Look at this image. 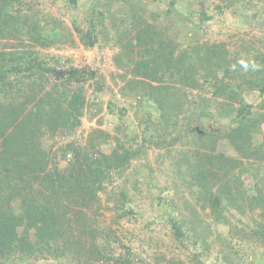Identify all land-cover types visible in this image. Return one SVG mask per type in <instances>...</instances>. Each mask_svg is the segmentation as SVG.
<instances>
[{
	"label": "trees",
	"instance_id": "trees-1",
	"mask_svg": "<svg viewBox=\"0 0 264 264\" xmlns=\"http://www.w3.org/2000/svg\"><path fill=\"white\" fill-rule=\"evenodd\" d=\"M160 1L152 0L154 3ZM166 1L176 11L175 0ZM220 1L224 5L215 6L214 12L218 14L225 8L236 6L238 12L249 6L245 0ZM111 2L94 0L91 5L94 16L101 19L111 16ZM22 7L21 0H0V28L17 36L24 35L31 42L30 47L35 45L46 49L60 41L62 34L58 28L61 23L53 20L51 32L44 34V25L50 18L40 22L31 15L34 8L29 7L25 11ZM171 13L170 8L164 9L163 18ZM198 15L203 24L213 17L208 13ZM135 17L131 14L132 19ZM141 17H136L132 28H136V32L132 33L131 29L125 31L130 36L118 37L114 43L122 49L125 57L126 62L120 67L126 71L130 68L128 72L140 79L132 77L126 82L130 87L128 92L139 98L138 103L141 100L152 101L159 118L153 121L151 116L145 117L139 123L143 125L139 135H129L124 129L125 142L113 138L116 144L109 154L102 152V146H109L107 140L110 136L101 130H94V135H88L84 146L76 141L64 143L58 151L59 157L43 144L47 138L67 137L78 126L85 105L83 85L95 78L93 71L87 74L74 68L57 70L39 58L41 54L38 51L30 49L0 51V264H40L41 260L55 263L65 256L74 258L75 264H160L161 260L165 264H183L174 254L168 261L157 252L158 257L152 262L147 250L143 249L142 253L148 257L139 255L129 244L121 243L115 230L110 227L101 229L95 220L100 214L99 194L106 192L107 185L118 180L114 206L120 210L114 207L116 215L113 223L118 226L122 218L134 217V211L129 208L121 213L118 211L130 203L132 194L130 198L129 192L134 194L144 189L137 181H134L132 189L129 188L134 170L131 163L140 159L150 147L164 149L169 159L176 155L177 160L171 163V175L190 191L196 203L202 202V210H210L214 223L222 222V214L236 201L240 205L238 211L243 207L251 212L260 209L261 221L250 229V233L264 245V182H260L261 179L252 174L249 167L253 162L251 159L264 161V154L260 156L264 140L255 144L252 137V134L259 133L264 139L261 128L264 124V45L263 52L254 47L248 50L254 43L239 37L238 50L230 56L224 43L210 44L197 40L184 45L176 41L177 32L171 33L170 24L163 23L161 29H156L154 24ZM200 27L198 24L197 28ZM108 28L113 34V29ZM90 30L74 25L80 41L92 47L100 36L85 35ZM101 32L103 34L104 30ZM86 39L89 41L86 42ZM124 40L126 43H123ZM240 59L254 60L259 69L245 72L238 64ZM233 65H236L235 70ZM51 80L54 81L53 91H46L44 97L38 100L37 94ZM233 81L236 82L234 85ZM173 85L182 87L174 88ZM101 89L102 83L96 80L94 93ZM186 90L205 95L197 94L196 99L191 100ZM248 92H256L260 99L256 104L258 113L255 111L251 116V106L240 105ZM234 103L239 106L234 107ZM214 109L217 112L215 116H218L215 120L221 116L231 118L227 129L232 130L225 137L217 139L213 134L194 130L191 123L177 126L176 116L188 115L187 119L196 120L200 116L212 118L211 110ZM232 120L236 123L233 128L230 126ZM191 128L198 134L195 138L201 144H196V140L185 144L203 145L209 148V152L171 150V146L182 141ZM116 130L119 131V126ZM168 135H175L170 144L166 140ZM224 138L245 162L235 159L234 154L227 157L225 152H214L212 140ZM68 155L70 158L67 160ZM62 163L65 166L61 168ZM242 173L249 174L252 191L238 184L239 179L243 181ZM105 198L110 201L112 197L107 194ZM16 200L19 201V212L10 208ZM157 200L161 202L164 198L158 196ZM166 205L172 211H179L173 199ZM169 208L166 216L169 238L173 237L179 245H184L183 241L187 238L184 232L193 231L192 245H197L200 239L204 254H207L209 229L203 226L204 221L196 209L191 207L189 210L192 222L187 225L186 219L178 220L176 212L170 213ZM193 226H198L200 232ZM226 258L227 255L222 253V260ZM193 259L190 264H201Z\"/></svg>",
	"mask_w": 264,
	"mask_h": 264
},
{
	"label": "rangeland",
	"instance_id": "rangeland-1",
	"mask_svg": "<svg viewBox=\"0 0 264 264\" xmlns=\"http://www.w3.org/2000/svg\"><path fill=\"white\" fill-rule=\"evenodd\" d=\"M21 1L23 2V10L27 11L29 7L34 8V12L31 15L35 16V20L43 22L50 18L44 25V34L51 32L53 20L61 23L58 32L62 34V38L46 49H41L35 45L30 47L29 44L31 42L24 35L17 36L11 34L8 30L1 27L0 51L4 50L8 52L16 49H30L38 51L41 54L39 58L45 60L50 67H54L57 70L74 68L83 70L87 74H90L91 71L95 73V78L88 80L83 85L85 90V105L82 111L83 115L79 118L78 126L67 137H53L44 140L43 144L45 147L54 153L56 152L58 157L61 145L76 141L78 144L84 146L88 141V135H94V130H101L109 134L110 138L107 140L109 146H102V152L109 154L111 148L116 144L113 138H118L125 142L123 137L124 129H126L129 135H133L134 133L135 135H139L143 128V125H139V123L145 120V117L151 116V120H158L159 116L157 111H155L152 101L145 102L141 100L138 103L137 100L139 98H135L128 92V88L130 87L126 85V82L133 78L139 81L140 79L128 72L130 68L128 71L121 68L123 67V62H126L125 57L123 56L122 49L118 48L114 43L117 42L118 37L128 38L130 36L125 31H129L130 29L132 33L137 31L136 28L135 30L132 29L136 24V17L143 16L141 18L148 23L154 24L156 29H161L160 26L163 23L166 25L170 24L171 33L177 32L176 41L184 45L185 43H192L197 40L198 42H209L210 44L224 43L231 56L238 50V38L245 37L254 43V46L248 47V50L254 47L256 50L263 52L262 44L264 45V40L262 42H259V40L264 38V0H245L249 3V6L241 8L238 12L236 11V6L225 8L220 14L214 12L216 5L220 7L224 5L220 0H175L176 7L178 6L176 11L167 5L166 0L158 3H154L152 0H112L111 6L113 11L111 16L102 19L94 16V9L91 6L94 0ZM13 7L17 8L18 6L14 5ZM131 8L134 9L131 10ZM166 8H170L172 13L169 17L163 18L162 12ZM198 13L212 14L213 17L203 24L199 20ZM131 14H135L136 17L132 19ZM198 24L201 26L199 29L197 28ZM74 25L80 26L83 30L90 28V32H86L85 35L100 36L98 42L92 47L82 43L76 31H74ZM107 26L113 29V34ZM102 30H104L103 34ZM118 30L119 32L116 33ZM88 41L89 39H86V42ZM124 42L126 43L125 40ZM123 43L122 46H124ZM121 78L123 79L121 80ZM96 80L102 83V89L94 93L93 88ZM142 81L146 80L142 79ZM53 83L54 81L51 80L49 84H44L43 90L37 94L38 100L44 97L46 91H53ZM231 83L234 85L236 82L233 81ZM151 85L155 86L156 84L151 83ZM173 87L180 88L182 86L173 85ZM186 91L187 96L191 100L196 99L197 94L201 96L205 95L203 93H196L194 90L190 92ZM209 96L210 93L206 97L209 98ZM259 100L256 92H248L244 94L243 103L240 105L251 106V114L249 115L251 116L258 110L256 104ZM32 103L35 102L32 101ZM32 103H30V106ZM238 106L239 104L234 103V107ZM211 112H213L212 118L206 119L203 116H200L197 120L194 118L187 119L188 115L176 116L177 126H186L191 123L194 130L213 134L217 139L219 136L225 137L232 130L227 129L231 118L221 116V118L215 120L218 117L215 116L217 112L215 109L211 110ZM254 116L256 117V115ZM232 123L230 126L233 128L236 123L233 120ZM117 126H119V131L116 130ZM192 128L182 137V141L171 146V150L183 151L188 149L190 152L195 150L209 152V148L203 145H200V147L196 146L197 143H201L197 141L198 134L193 132ZM261 128L264 132V124L261 125ZM178 136H182V134L178 133ZM174 137L175 135L166 136L168 138L166 139L167 142L170 144V140ZM252 137L255 144L264 140L263 135L259 133L252 134ZM216 140H212L214 142L212 147L214 152H225L227 157L234 154L235 159H241L226 138L224 140ZM189 141H195L196 144L193 145L192 143V146H188L187 143L185 144V142ZM208 147H211V144H208ZM165 152L164 149L150 147V150L144 153L140 159L133 160L131 163L134 170L129 188H133L134 181H137L143 185L144 189H140V191L134 192V194L132 191L129 192L130 198L132 194L130 203L125 207H121L122 210L118 211V213L129 208L134 211V217L128 219L122 218L118 226L113 223L116 210H120L114 206V198L117 197L118 191L117 184L120 180L115 181L112 185H107L106 192L99 194L100 214L95 218L99 228L105 229L110 227L115 230L121 243L129 244L132 250L138 251L139 255L143 257H148L142 253L143 249L147 250V254H149L152 262L158 257L157 254H163L168 261L170 256L174 254L180 258L179 260L183 264H190L189 261L192 258L201 264H264V245L250 233V229L255 228L256 224L261 221L262 217L259 215L261 210L256 209L254 212H251L248 208L243 207L241 211H238L237 207H240V205L236 201L228 211H224L222 214L223 219H221L222 222L214 223L210 210H202L200 207L202 202L196 203L190 191L182 187L175 176L171 175V163L177 160V157L174 154L169 159ZM263 154L264 148H261L260 156ZM69 158L70 156L68 155L66 159L68 160ZM241 160L245 162V159ZM250 161H253L250 162L251 166H249L251 173L257 175L261 179L260 182L263 183L264 161H254L253 159ZM64 166V163L60 164L61 168ZM242 174L241 178L243 181L239 179L238 184L247 191H252V184L248 179L250 178L249 174ZM146 176L151 177L147 178ZM262 192L264 194V187L262 188ZM107 194H110L112 197L110 201H106L105 196ZM158 196L163 197L164 200L158 202ZM170 199H173L179 211L177 209H173L172 211L166 205ZM96 206H98V203ZM114 207L116 210H114ZM191 207H194L200 218L203 219V226L209 229V234L206 238L208 244L207 254H204L200 239H198L197 245H192L193 231L188 230L184 232L187 237L183 241L184 245H179L178 242L174 241L173 237L169 238V227L166 225L167 209L169 208L170 213L176 212L178 220L186 219V224L188 225L189 222H192V212L189 211ZM10 208L14 212H19V201H13L10 204ZM193 229L200 232L198 226H193ZM110 243L112 245L115 244L111 241ZM221 243H225V246ZM222 253L227 255L225 261L222 260ZM38 263L75 264L76 262L74 258L65 256L59 262L51 263L50 261L46 263L41 260ZM110 264L113 263L111 262ZM160 264L165 263L161 260Z\"/></svg>",
	"mask_w": 264,
	"mask_h": 264
},
{
	"label": "clouds",
	"instance_id": "clouds-1",
	"mask_svg": "<svg viewBox=\"0 0 264 264\" xmlns=\"http://www.w3.org/2000/svg\"><path fill=\"white\" fill-rule=\"evenodd\" d=\"M238 64L240 66V68H242L245 72L252 70V71H256L259 69V66L256 64V62L254 60H245V59H240L238 61ZM233 70H235L236 65H233Z\"/></svg>",
	"mask_w": 264,
	"mask_h": 264
}]
</instances>
